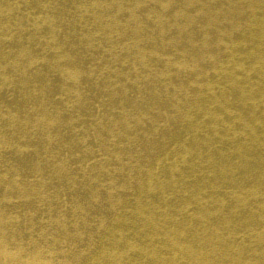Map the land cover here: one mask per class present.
Returning <instances> with one entry per match:
<instances>
[{"label":"bare ground","instance_id":"6f19581e","mask_svg":"<svg viewBox=\"0 0 264 264\" xmlns=\"http://www.w3.org/2000/svg\"><path fill=\"white\" fill-rule=\"evenodd\" d=\"M0 264H264V0H0Z\"/></svg>","mask_w":264,"mask_h":264}]
</instances>
